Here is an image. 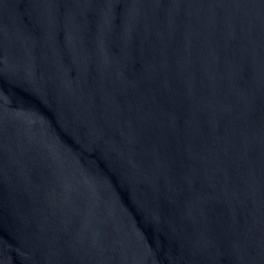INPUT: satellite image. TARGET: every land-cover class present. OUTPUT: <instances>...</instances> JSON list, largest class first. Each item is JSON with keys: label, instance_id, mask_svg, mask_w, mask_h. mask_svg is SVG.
<instances>
[{"label": "water", "instance_id": "obj_1", "mask_svg": "<svg viewBox=\"0 0 264 264\" xmlns=\"http://www.w3.org/2000/svg\"><path fill=\"white\" fill-rule=\"evenodd\" d=\"M0 264H264V0H0Z\"/></svg>", "mask_w": 264, "mask_h": 264}]
</instances>
